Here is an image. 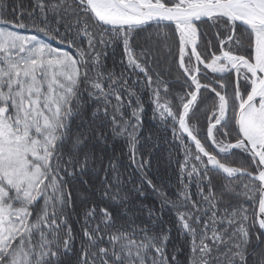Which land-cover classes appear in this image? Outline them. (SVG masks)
I'll use <instances>...</instances> for the list:
<instances>
[{"label":"snow or ice","instance_id":"snow-or-ice-1","mask_svg":"<svg viewBox=\"0 0 264 264\" xmlns=\"http://www.w3.org/2000/svg\"><path fill=\"white\" fill-rule=\"evenodd\" d=\"M0 264H264V0H0Z\"/></svg>","mask_w":264,"mask_h":264},{"label":"trees","instance_id":"trees-1","mask_svg":"<svg viewBox=\"0 0 264 264\" xmlns=\"http://www.w3.org/2000/svg\"><path fill=\"white\" fill-rule=\"evenodd\" d=\"M213 44L217 45L218 50V43L215 39H213ZM122 59H124L123 50L122 47L118 46L115 48H109L107 50V56L104 62L108 68H112L113 65H115L117 72H119L122 69V66L120 64V61ZM172 67L173 71L172 76L170 78L174 82L173 89L175 92H179L181 91L180 85L175 83V78L179 74V72L175 65H173ZM123 70L131 73L130 69ZM209 75L211 76V74ZM145 99H147L146 96ZM151 115V109L148 108L144 114V123L146 130L148 128H152L153 130H155L159 126V122H154L151 119ZM200 118L201 127H203L206 123V121L204 120L203 113L200 114ZM160 135L161 137L166 136L167 142L161 139L159 147L153 148L150 155L143 147H141L140 151L143 152V158L146 161L150 162L145 169L148 174V177L152 179L158 187H162L164 191L172 193L176 191L179 187V167L177 164V160H182V150L178 147L177 142H174L172 140L170 131L167 133L161 132ZM115 149L117 155H119L121 151L124 153L123 155H120L119 166L120 170L124 173L125 180L130 177L133 181L137 183V185H139L141 173L136 171L135 165L130 162L129 157L127 155L128 149L125 141H117ZM128 187H131V185L129 184ZM144 190L148 194L144 202L148 204H157L158 206L156 196L152 193V190L148 188L146 184L144 185ZM192 191H195L194 186L192 188ZM164 219L166 221L174 219L173 213L168 209H165ZM74 227H78V225L74 224ZM172 236L175 242H179L178 235L175 229H173Z\"/></svg>","mask_w":264,"mask_h":264}]
</instances>
